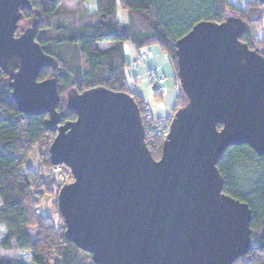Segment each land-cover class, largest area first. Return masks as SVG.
I'll return each mask as SVG.
<instances>
[{
	"label": "water",
	"instance_id": "obj_1",
	"mask_svg": "<svg viewBox=\"0 0 264 264\" xmlns=\"http://www.w3.org/2000/svg\"><path fill=\"white\" fill-rule=\"evenodd\" d=\"M264 5V0H258ZM30 0H0V69L18 111L47 116L53 167L73 182L57 206L65 239L94 264H234L251 248L252 213L223 193L218 163L246 145L264 156V57L240 38L245 22H201L176 43L187 104L154 159L134 97L98 87L64 98L59 68L32 28L17 35ZM76 116L63 122L58 111Z\"/></svg>",
	"mask_w": 264,
	"mask_h": 264
},
{
	"label": "trees",
	"instance_id": "obj_2",
	"mask_svg": "<svg viewBox=\"0 0 264 264\" xmlns=\"http://www.w3.org/2000/svg\"><path fill=\"white\" fill-rule=\"evenodd\" d=\"M61 2L30 0L32 9L23 12L24 21L16 34L32 28L43 51L58 61V70H44L39 81L57 79L62 97L73 89L82 93L105 87L131 95L141 110L145 105L130 93L127 85L124 45L131 43L137 51L158 45L167 54L179 82L176 43L201 22L220 24L229 17L241 18L246 31L240 41L251 50L258 49L264 57L254 36L263 20L264 5L259 1L242 13L225 0H97L95 14L90 15L82 8L79 27H53L51 19L58 15ZM119 7L129 12L127 25L122 26L117 19ZM41 32L45 39L39 38ZM100 44L112 47L101 50ZM8 84V76L0 69V199L4 207L0 212V251L16 252L15 260L5 264H50L53 255L56 258L53 264H94L92 258L89 262L83 260L91 255L66 241L65 231L57 229L53 218L37 214L52 191L56 187L60 190L66 182L57 183L51 174L54 167L49 150L42 161V172L49 173L48 181L42 174L26 168L29 154L53 134L45 129L47 116L28 117L18 111ZM186 104L187 98L179 87L173 113ZM58 111L63 122L76 119L64 101ZM161 146L148 147L154 159L160 155ZM217 167L224 180L223 193L247 204L252 213L250 251L234 264H264V156L246 145L231 147ZM65 174L72 182L66 168ZM60 217L59 224L61 220L64 223ZM34 225L38 226L36 241L31 240L29 233Z\"/></svg>",
	"mask_w": 264,
	"mask_h": 264
},
{
	"label": "rangeland",
	"instance_id": "obj_3",
	"mask_svg": "<svg viewBox=\"0 0 264 264\" xmlns=\"http://www.w3.org/2000/svg\"><path fill=\"white\" fill-rule=\"evenodd\" d=\"M229 5H231L234 9L245 13L248 11L251 5L255 3L258 4L257 0H225ZM85 10V12L93 15L97 12V0H62L61 6L59 8V12L57 16H54L51 19V24L53 27L58 25H63L66 27H79L81 25V19L78 16L81 10ZM120 11V9H119ZM118 17L121 22H124L125 25L128 24V15L120 14L118 12ZM123 26V24L121 23ZM254 36L256 43L259 45V49L261 52H264V7H263V20L261 26H258L254 31ZM48 35V34H47ZM41 38L44 34L39 35ZM131 51L126 53V76H127V85L130 90V93L133 94L141 103H143L149 110L155 120L160 118H165L170 113H172L177 106V99L179 96V82L176 80L175 73L172 69V66L169 62L167 54L161 50L158 45H152L149 48L144 49V52L148 53L149 59L145 63H141L138 67H133V63L137 61V53L136 51L129 45L127 46ZM100 49H104V46H101ZM148 70L164 74L166 77L165 85L162 87L160 94L155 93L156 89H152L149 86V82L147 80ZM66 94V93H65ZM62 96V95H61ZM64 98V96L62 97ZM61 107V106H60ZM149 134V133H148ZM54 135H48L42 141L41 145L36 147L33 150L27 159L26 168L35 171L36 173L42 174V178L48 181L49 173L42 172V161L48 156V150L54 141ZM157 145H161V142H157ZM154 150V148H153ZM161 155V153H160ZM160 155L158 154L155 159L159 160ZM66 175V174H65ZM58 183V178L55 177ZM64 182L67 184H71L73 182L70 179H66L64 176ZM62 181V180H60ZM56 183V184H57ZM62 182H60L61 184ZM55 184V186H56ZM63 185V183H62ZM59 193V189L56 187L52 191V195L47 198L46 202L42 207L39 208L40 214L44 215V213L49 212L46 217L53 218L54 222L57 225V229L60 232L65 231V225L61 220V224H59L58 217L59 214L57 207V196ZM58 216V217H57ZM61 218V217H60ZM62 229V230H61ZM58 231V232H59ZM59 232V234H60ZM30 237L32 241H36V237L38 234V226L34 225L29 229ZM16 252L4 253L0 251V263L5 264L7 262H12L15 260ZM50 259V264H53L55 261V255H53ZM85 262H89L91 260V256L83 257Z\"/></svg>",
	"mask_w": 264,
	"mask_h": 264
},
{
	"label": "built area",
	"instance_id": "obj_4",
	"mask_svg": "<svg viewBox=\"0 0 264 264\" xmlns=\"http://www.w3.org/2000/svg\"><path fill=\"white\" fill-rule=\"evenodd\" d=\"M147 59V53H142L139 55V60L133 63V67H137L139 64L143 63ZM147 80L149 82V86L152 89H156V91H161L164 83L166 82V77L164 74H160L154 71L148 73ZM141 111V116L143 119V123L145 126V142L148 147L157 145V142H163L166 140L167 136L170 132L171 124L174 120L175 113H170L165 118H160L155 120L151 114V111L146 106H143ZM149 133V134H148ZM53 176L57 177L59 182H64L65 176V167L59 166L54 167L51 173ZM62 180V181H60ZM3 203L0 199V212L3 210ZM40 212L37 211V214Z\"/></svg>",
	"mask_w": 264,
	"mask_h": 264
},
{
	"label": "crops",
	"instance_id": "obj_5",
	"mask_svg": "<svg viewBox=\"0 0 264 264\" xmlns=\"http://www.w3.org/2000/svg\"><path fill=\"white\" fill-rule=\"evenodd\" d=\"M119 9H120V11H119ZM118 12H120V14H122V15H124V14H127L128 15V21H129V17H130V15H129V12L128 11H126V10H124L122 7H119L118 8V10H117V19H118V21L120 22V23H122L123 25H125V23L124 22H121L120 21V19H119V17H118ZM40 34H44V33H39L38 35H40ZM39 38H41L40 36H39ZM45 39V35L42 37V39ZM131 46L135 51H136V53H137V61L139 60V55H141L142 53H146V52H144V50H140V51H137L136 49H135V47L131 44V43H126L125 45H124V50H125V54L126 53H129L131 50L129 49V48H127V46ZM99 46V48L101 47V46H104V49H102V50H108V49H110L111 47H112V44H100V45H98ZM149 59V55H148V53H147V59L143 62V63H145L147 60ZM136 61V62H137ZM138 67V66H137ZM149 72H151V70H148V73ZM164 85H165V83H164ZM163 85V86H164ZM162 90V89H161ZM35 150V149H34ZM46 213L48 214L49 212H47L46 211ZM46 213H44V215L43 216H47V214ZM49 218H50V215H49Z\"/></svg>",
	"mask_w": 264,
	"mask_h": 264
}]
</instances>
